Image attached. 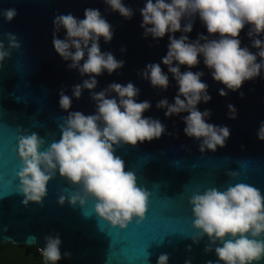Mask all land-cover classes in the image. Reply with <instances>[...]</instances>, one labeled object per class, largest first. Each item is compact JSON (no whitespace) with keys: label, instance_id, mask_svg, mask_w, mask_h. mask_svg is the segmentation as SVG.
I'll return each instance as SVG.
<instances>
[{"label":"water","instance_id":"obj_1","mask_svg":"<svg viewBox=\"0 0 264 264\" xmlns=\"http://www.w3.org/2000/svg\"><path fill=\"white\" fill-rule=\"evenodd\" d=\"M123 2L134 11L131 20L112 12L103 0H0V9L15 8L18 12L10 23L0 17V39L7 48L8 40L3 34L11 32L21 44L20 49L11 50L10 58H6L0 68V244L33 246L40 252L39 248L45 247V237L58 234L62 257L66 252L71 253L70 258L60 260L66 264H157L161 254L169 255L168 264H185L187 260L191 264H207L208 261L217 264L216 245L212 246L213 251L205 252L210 244L206 235L199 243L192 240L199 235V230L194 228L189 200L194 193H202L207 188L223 191L229 184L241 182L257 187L264 195V141L257 137L264 122V69L260 76L245 81L238 91L232 92L212 78L202 56L195 68L181 66V72L204 73L201 79L208 84L212 99L197 107L200 111H211L208 123L230 129L225 147L201 153L200 141L187 137L183 131L186 125L182 118L188 113L169 118L165 116L166 109L156 107L157 102L165 98L170 104L174 103L178 93V84L161 62L171 34L159 40L151 36L145 38L144 29L140 27V10L146 0ZM86 8L99 9L113 26L111 42L100 40L101 51L111 52L117 60L124 61V67L111 75L105 71L96 77L98 85L94 91L99 92L113 82L134 83L140 89L137 102L151 103L143 116L158 119L166 128L159 139L116 149L115 155L124 160L125 170L134 172L138 186L150 193L145 219L139 223L134 219L125 229L113 227L100 218L91 199L83 207L72 206L67 201L61 206L58 203L61 194L70 198L79 189L58 172L46 186L47 195L42 204L29 202L25 206L23 193L19 191L18 172L22 164L17 152L18 137L37 133L45 140L41 151L60 139V126L68 115L59 106L61 90L72 98L69 111L95 113L96 103L89 90L85 89L79 99L72 94L73 86L89 77L70 70L67 65L71 61H64L52 45L55 15L71 13L83 19ZM192 21V31L186 34L190 41H195L200 34L219 39V34L207 33L198 15ZM188 22V19L182 20V26ZM250 27L246 25L240 33L241 47L257 53L259 49L252 47V38L248 36ZM183 34L174 35L179 38ZM57 35L63 39L66 31L62 28ZM255 38L264 40V34ZM122 48L126 51L122 52ZM150 63H160L169 76L166 91L153 88L138 75ZM220 89L228 95L220 96ZM229 104L237 110L236 119L228 118ZM229 171L238 175L229 177L226 174ZM259 264H264V260Z\"/></svg>","mask_w":264,"mask_h":264},{"label":"clouds","instance_id":"obj_2","mask_svg":"<svg viewBox=\"0 0 264 264\" xmlns=\"http://www.w3.org/2000/svg\"><path fill=\"white\" fill-rule=\"evenodd\" d=\"M103 2L112 12H118L126 20L132 19L134 11L123 0ZM140 14V27L144 29L145 38L151 36L159 40L171 34L167 53L161 62L178 84V93L174 103L170 104L165 98L158 101L156 107L166 109L165 116L169 118L188 113L182 118L186 125L183 131L187 137L200 141L201 153L225 147L230 129L208 123L211 111H200L197 107L199 103H208L212 99L208 84L201 79L204 73L181 72V66L195 68L202 56L212 78L232 92L238 91L245 81L260 76L264 69V40L255 37L264 34V0H146ZM17 15L15 8L0 9V17L6 22L10 23ZM197 15L207 33L219 34V39L200 34L195 41H190L186 34L192 31V18ZM184 19L189 22L182 26ZM246 25L251 26L248 36L252 38V47L259 49L257 53L246 46L241 47L239 36ZM53 27L55 52L64 61H71L67 65L70 70H78L82 77H89L73 86V96L79 99L85 89L89 90L96 109L89 115L69 111L72 98L61 90L59 106L68 115L60 126V139L41 151L45 140L37 133L18 137L22 203L25 206L29 202L42 204L47 195L46 186L58 172L79 189L70 198L61 194L58 198L61 206L67 201L72 206L79 204L83 207L91 199L100 218L113 227L125 229L134 219L138 223L145 219L150 193L138 186L134 172L125 170L124 160L115 155L116 149L159 139L166 128L158 119L143 116L151 108V103L147 100L137 102L140 89L134 83L113 82L99 92L94 91L98 85L96 77L105 71L111 75L124 67V61L117 60L111 52L101 51V38L105 43L111 42L114 30L99 9L86 8L83 19L71 13L57 14ZM62 28L66 31L63 39L57 35ZM177 32L185 34L176 38L174 34ZM3 36L7 38L8 46L6 48L0 39V68L4 60L10 58L11 50L21 47L17 35L8 32ZM138 75L149 81L153 88L166 91L169 87V76L160 63L146 65ZM112 93L116 94L115 97L111 96ZM219 95L226 97L228 93L220 89ZM243 95L241 92V98ZM227 107L228 118L236 119V108L231 104ZM257 137L264 141V122ZM226 174L233 178L238 175L234 171ZM189 203L194 228L199 230V235L192 240L199 243L206 235L210 244L205 247V252L213 251L212 246L216 245L217 264H259L264 260V195L260 189L242 182L229 184L223 191L210 187L202 193H194ZM28 239L35 240L34 237ZM45 242V247L39 250L46 264H58L63 257H71L69 252L62 257V241L58 234L46 236ZM188 250L191 251L190 245ZM168 260V254H161L157 264H168ZM185 264H191V261L187 260Z\"/></svg>","mask_w":264,"mask_h":264},{"label":"trees","instance_id":"obj_3","mask_svg":"<svg viewBox=\"0 0 264 264\" xmlns=\"http://www.w3.org/2000/svg\"><path fill=\"white\" fill-rule=\"evenodd\" d=\"M0 264H46L40 252L33 246L0 244ZM58 264H66L59 261Z\"/></svg>","mask_w":264,"mask_h":264}]
</instances>
